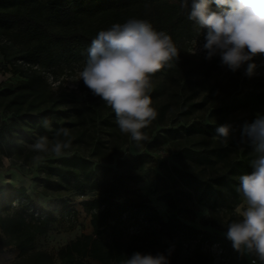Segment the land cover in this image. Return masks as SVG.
<instances>
[{
    "label": "trees",
    "instance_id": "1",
    "mask_svg": "<svg viewBox=\"0 0 264 264\" xmlns=\"http://www.w3.org/2000/svg\"><path fill=\"white\" fill-rule=\"evenodd\" d=\"M180 3L181 0H0V36L19 44L16 59L31 66L50 67L61 59L86 61L92 38L114 22L148 20L156 30L167 32L178 50L177 61L152 75L151 84L162 78L171 80L175 84L172 94L179 97L192 77L211 71L203 62L193 61L188 52L184 54L185 41L205 34L206 29L188 20ZM212 7L215 9V5ZM8 48L0 44L7 65L14 66L17 72ZM263 58L258 55L254 62ZM22 76L2 91L14 107L10 109L12 118L0 121V154L22 152L24 143L41 136L53 139L58 128H67L72 139L70 149H79L83 154L52 160L44 182L57 192L68 190L85 195L97 191L96 196L82 202L90 216L91 233H82L61 246L57 253L60 264H91L90 260L122 264L136 251L153 255L162 252L168 256L169 264H212L213 256L204 250L205 244L219 246L221 264H250L252 258L236 252L224 235L186 222L191 207L198 203L208 205L205 223L217 230L225 232L227 223L235 218L234 208L240 202L236 191L239 176L251 171L252 149L238 146L241 126L247 121L229 119V114L217 107L208 114L210 123L187 118L173 130H181L176 158L179 165H164L183 197L175 199L168 194L170 215L164 219L139 192L142 175L138 168L146 162L147 155L122 156V147L132 139L121 133L110 107L89 90L80 107L73 105V96L53 91L36 68H29ZM150 96L154 108L159 96L157 84L151 85ZM161 105L156 104L158 117L164 115ZM195 106L189 102V109ZM45 119L49 121L48 128L43 125ZM225 123L232 126L227 143L213 137L215 127ZM116 154L120 157L114 160ZM53 175L57 178L53 179ZM55 220L54 214L33 203L25 186L0 185V252L7 247L18 251L9 264H54L52 255L37 249L35 241L49 231ZM190 243H194L192 251L184 257L183 247Z\"/></svg>",
    "mask_w": 264,
    "mask_h": 264
},
{
    "label": "clouds",
    "instance_id": "2",
    "mask_svg": "<svg viewBox=\"0 0 264 264\" xmlns=\"http://www.w3.org/2000/svg\"><path fill=\"white\" fill-rule=\"evenodd\" d=\"M180 7L187 11L188 20L206 29L200 46L206 60L218 56L221 66L232 72L244 68L246 76L255 74L254 58L264 55V0H181ZM177 59L178 50L167 32L156 30L148 20L129 18L92 38L79 77L114 112L121 133L139 142L148 139L141 130L158 115L150 96L151 76ZM43 125L50 127L46 119ZM214 131L227 143L232 126L220 124ZM239 142L252 149L251 171L239 176L240 202L224 235L236 252L252 258L250 264H264V113L241 126ZM71 143L70 131L58 128L52 141L41 136L30 148L61 156ZM122 264H169V260L162 252L136 251Z\"/></svg>",
    "mask_w": 264,
    "mask_h": 264
},
{
    "label": "rangeland",
    "instance_id": "3",
    "mask_svg": "<svg viewBox=\"0 0 264 264\" xmlns=\"http://www.w3.org/2000/svg\"><path fill=\"white\" fill-rule=\"evenodd\" d=\"M204 36L205 34L202 33L185 41L183 49L184 54L188 52L193 61L203 62L211 67L210 73L192 77L187 82L185 91H180L179 97L172 94L175 91V84L171 80L162 78L151 84H157L159 91L154 108L158 113L156 104H162L164 115L161 117L157 115L156 119L145 127V131H142L148 137L147 140L139 142L131 140L122 147V156L127 153H145L147 155L146 162L138 168L142 175V180L138 183L139 192L156 206L164 219L170 215L167 205L168 194L171 193L175 199L183 197L174 188L173 181L164 165H179L176 158L179 152L177 144L181 130L177 132L173 130L183 125L187 118L190 121L197 120L202 124L210 123L208 114L212 108L217 107L222 108L223 113H228L229 119L232 117L237 120L242 118L249 123L256 118L257 113H264V58L259 62H254L256 65L255 74L251 77L244 74V68L232 72L226 66H221L218 56L211 60L204 58L205 53L200 50V46L205 42ZM0 44L9 47V56L18 68V71L14 72V66L7 65L4 55L0 52V121L8 122L13 116L10 109L14 107L9 103L10 98H7L6 93L2 91L22 79L23 72L28 71L29 68L39 70L53 91L70 93L75 100L73 105L81 106L88 92L79 77V72L85 61L61 59L50 67H43L39 64L31 66L15 58L18 54V43H12L2 35ZM196 49V54H193L192 52ZM189 102L196 104L194 109H189ZM213 135L216 137L215 134ZM53 139H49V141ZM34 142L35 140L31 143H24L23 151H15L11 156L0 154V185L25 186L35 205L43 206L56 216L49 231L36 239L35 247L47 251L52 255L54 264H60L57 256L59 248L82 233H91L90 216L84 210L82 202L96 196L97 191L92 190L88 194L77 195L68 190L57 192L46 185L44 178L49 175L48 166L52 160H57L64 155H81L83 151L68 149L61 156L50 152L38 153L30 148ZM238 146L241 149L248 147L239 141ZM119 157V154L114 155V160ZM52 178L56 179L57 176L53 175ZM191 208L192 212L186 219L187 223L224 235V231L217 230L205 223L206 217L209 215L207 204L198 203ZM193 246L194 243L184 245V257L189 256ZM203 248L213 256L212 264L222 263V254L218 245L205 244ZM17 254L16 249L5 248L0 252V264H9L17 257ZM247 257L249 258V256ZM90 263L100 264L96 260H90Z\"/></svg>",
    "mask_w": 264,
    "mask_h": 264
},
{
    "label": "crops",
    "instance_id": "4",
    "mask_svg": "<svg viewBox=\"0 0 264 264\" xmlns=\"http://www.w3.org/2000/svg\"><path fill=\"white\" fill-rule=\"evenodd\" d=\"M43 207V206H42Z\"/></svg>",
    "mask_w": 264,
    "mask_h": 264
}]
</instances>
